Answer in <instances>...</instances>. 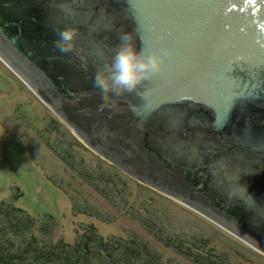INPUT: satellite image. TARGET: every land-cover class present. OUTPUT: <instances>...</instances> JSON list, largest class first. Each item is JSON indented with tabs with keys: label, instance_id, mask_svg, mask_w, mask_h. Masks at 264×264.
Instances as JSON below:
<instances>
[{
	"label": "water",
	"instance_id": "obj_1",
	"mask_svg": "<svg viewBox=\"0 0 264 264\" xmlns=\"http://www.w3.org/2000/svg\"><path fill=\"white\" fill-rule=\"evenodd\" d=\"M227 2L0 0V59L94 153L264 254V0ZM69 26L86 68L54 46ZM125 33L170 55L102 109L94 75Z\"/></svg>",
	"mask_w": 264,
	"mask_h": 264
},
{
	"label": "rangeland",
	"instance_id": "obj_2",
	"mask_svg": "<svg viewBox=\"0 0 264 264\" xmlns=\"http://www.w3.org/2000/svg\"><path fill=\"white\" fill-rule=\"evenodd\" d=\"M0 132V203L26 211L38 235L74 245L92 226L106 241L140 240L166 260L175 252L156 234L204 237L228 264H264L263 253L94 153L1 59Z\"/></svg>",
	"mask_w": 264,
	"mask_h": 264
},
{
	"label": "trees",
	"instance_id": "obj_3",
	"mask_svg": "<svg viewBox=\"0 0 264 264\" xmlns=\"http://www.w3.org/2000/svg\"><path fill=\"white\" fill-rule=\"evenodd\" d=\"M36 225L35 219L14 203H0V264H184V260L192 264H228L225 254L204 237L168 235L164 239L156 234L165 247L175 252L173 259L166 260L140 240L106 241L92 226L87 235L70 245L56 242L48 231L38 235Z\"/></svg>",
	"mask_w": 264,
	"mask_h": 264
},
{
	"label": "clouds",
	"instance_id": "obj_4",
	"mask_svg": "<svg viewBox=\"0 0 264 264\" xmlns=\"http://www.w3.org/2000/svg\"><path fill=\"white\" fill-rule=\"evenodd\" d=\"M54 46L62 53H75L81 60L82 67L87 66L86 57L80 55L76 41L79 31L75 27H65L58 31ZM129 33L120 36L110 63L98 67L93 85L101 94V108L111 105L115 107L113 97L130 94L147 80H151L163 69L164 58L168 54L149 52L137 49ZM3 133L0 132V136Z\"/></svg>",
	"mask_w": 264,
	"mask_h": 264
},
{
	"label": "snow or ice",
	"instance_id": "obj_5",
	"mask_svg": "<svg viewBox=\"0 0 264 264\" xmlns=\"http://www.w3.org/2000/svg\"><path fill=\"white\" fill-rule=\"evenodd\" d=\"M214 7L219 11L220 15H223V16H227L228 13L231 12V7L229 5V0H228L227 3H218V4H215ZM144 47H145V50L146 51H149L151 45L146 44ZM161 51L162 52H165L166 51L168 53L166 56L170 55V53L167 50L162 49ZM249 56L250 57H257V56L258 57H262V56H264V51H259V50L253 51V52H251L249 54ZM148 81H151V80H147V81H145V83L148 82ZM138 99H141V98H138ZM136 104L139 107H144L146 105V102H145L144 99H142V102H139V103L136 102Z\"/></svg>",
	"mask_w": 264,
	"mask_h": 264
},
{
	"label": "flooded vegetation",
	"instance_id": "obj_6",
	"mask_svg": "<svg viewBox=\"0 0 264 264\" xmlns=\"http://www.w3.org/2000/svg\"><path fill=\"white\" fill-rule=\"evenodd\" d=\"M261 133L263 134L264 133V125L261 127ZM263 137H264V135H263Z\"/></svg>",
	"mask_w": 264,
	"mask_h": 264
}]
</instances>
